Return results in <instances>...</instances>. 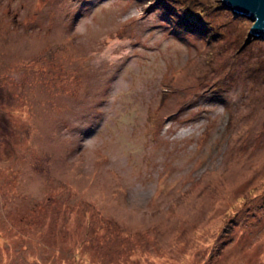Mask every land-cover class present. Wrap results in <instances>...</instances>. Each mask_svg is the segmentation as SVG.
<instances>
[{
    "label": "rangeland",
    "instance_id": "obj_1",
    "mask_svg": "<svg viewBox=\"0 0 264 264\" xmlns=\"http://www.w3.org/2000/svg\"><path fill=\"white\" fill-rule=\"evenodd\" d=\"M220 0H0V264H264V38Z\"/></svg>",
    "mask_w": 264,
    "mask_h": 264
},
{
    "label": "water",
    "instance_id": "obj_2",
    "mask_svg": "<svg viewBox=\"0 0 264 264\" xmlns=\"http://www.w3.org/2000/svg\"><path fill=\"white\" fill-rule=\"evenodd\" d=\"M234 15L252 22L250 33L264 38V0H220Z\"/></svg>",
    "mask_w": 264,
    "mask_h": 264
}]
</instances>
